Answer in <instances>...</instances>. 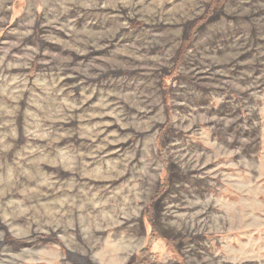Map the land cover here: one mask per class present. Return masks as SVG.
I'll use <instances>...</instances> for the list:
<instances>
[{
  "label": "rangeland",
  "instance_id": "1",
  "mask_svg": "<svg viewBox=\"0 0 264 264\" xmlns=\"http://www.w3.org/2000/svg\"><path fill=\"white\" fill-rule=\"evenodd\" d=\"M213 1L0 0V264H264V0Z\"/></svg>",
  "mask_w": 264,
  "mask_h": 264
},
{
  "label": "trees",
  "instance_id": "2",
  "mask_svg": "<svg viewBox=\"0 0 264 264\" xmlns=\"http://www.w3.org/2000/svg\"><path fill=\"white\" fill-rule=\"evenodd\" d=\"M221 4V0H217V1H213L210 5L211 10L213 9H217L220 7ZM203 22V19H199L198 21L195 22V26H198V24H201ZM164 182L166 183V180H164ZM164 183V184H165ZM165 189V187H164ZM160 194V193H159ZM151 239H149V241L147 242V244L145 245V247L137 254L134 256V260L135 261L133 264H153L156 261V256L150 252V246L151 244L154 242L155 237L154 234L152 233L151 235ZM29 240V239H27ZM25 240V241H27ZM165 244V250L170 254V256L175 259L176 261H181L180 257L178 256V254L176 253L174 247L172 245H170L169 243H167V241L164 242ZM129 264H132L131 262Z\"/></svg>",
  "mask_w": 264,
  "mask_h": 264
},
{
  "label": "crops",
  "instance_id": "3",
  "mask_svg": "<svg viewBox=\"0 0 264 264\" xmlns=\"http://www.w3.org/2000/svg\"><path fill=\"white\" fill-rule=\"evenodd\" d=\"M123 249H124V248H123ZM123 249H122V250H123Z\"/></svg>",
  "mask_w": 264,
  "mask_h": 264
}]
</instances>
